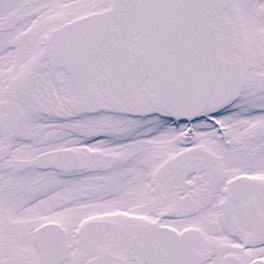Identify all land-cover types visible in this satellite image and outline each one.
<instances>
[{
  "label": "snow or ice",
  "instance_id": "snow-or-ice-1",
  "mask_svg": "<svg viewBox=\"0 0 264 264\" xmlns=\"http://www.w3.org/2000/svg\"><path fill=\"white\" fill-rule=\"evenodd\" d=\"M0 264H264V0H0Z\"/></svg>",
  "mask_w": 264,
  "mask_h": 264
}]
</instances>
